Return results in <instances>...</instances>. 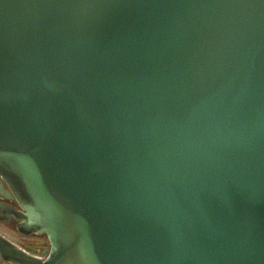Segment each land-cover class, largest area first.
<instances>
[{
  "label": "water",
  "instance_id": "obj_1",
  "mask_svg": "<svg viewBox=\"0 0 264 264\" xmlns=\"http://www.w3.org/2000/svg\"><path fill=\"white\" fill-rule=\"evenodd\" d=\"M0 193L5 264H264V0H0Z\"/></svg>",
  "mask_w": 264,
  "mask_h": 264
},
{
  "label": "flooded vegetation",
  "instance_id": "obj_2",
  "mask_svg": "<svg viewBox=\"0 0 264 264\" xmlns=\"http://www.w3.org/2000/svg\"><path fill=\"white\" fill-rule=\"evenodd\" d=\"M2 182H4V181H2ZM4 184H5V187L8 188V186L5 182H4ZM0 202H4L6 204H9L10 207H12L13 209H18V210L20 209V206H19L16 199L7 198L4 195H2L1 193H0ZM1 222L8 224V225L15 224L16 228H17L18 221L16 219H12L11 222H8V221H1ZM23 236L31 239L32 244L34 246L26 245V247L29 246L35 250L33 253L34 256L45 259V257L43 256V251L50 248V241L48 239V236L45 233H42V234L32 233V234L23 235Z\"/></svg>",
  "mask_w": 264,
  "mask_h": 264
},
{
  "label": "rangeland",
  "instance_id": "obj_3",
  "mask_svg": "<svg viewBox=\"0 0 264 264\" xmlns=\"http://www.w3.org/2000/svg\"><path fill=\"white\" fill-rule=\"evenodd\" d=\"M0 233L5 235L20 247L25 248L26 245L34 246L30 238L25 237L18 232L15 224L8 225L0 221ZM0 264H5L1 258Z\"/></svg>",
  "mask_w": 264,
  "mask_h": 264
}]
</instances>
